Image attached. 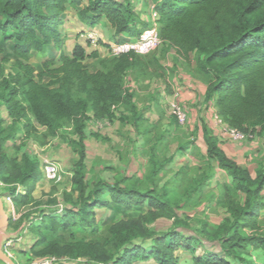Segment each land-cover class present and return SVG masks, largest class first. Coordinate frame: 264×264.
<instances>
[{
    "label": "trees",
    "instance_id": "1",
    "mask_svg": "<svg viewBox=\"0 0 264 264\" xmlns=\"http://www.w3.org/2000/svg\"><path fill=\"white\" fill-rule=\"evenodd\" d=\"M134 2L0 0V52L9 47L5 61L14 60V69L0 78V107L12 120L8 129L0 117V184L4 186L0 196L11 198L19 213L36 201L43 179L41 162L28 153L21 158L8 154L9 143L14 147L20 143L19 132L38 136L35 123L45 130L46 139L71 125L75 138L70 144L77 155L72 188L63 193L61 210H42L37 216L27 212L17 223L11 219L10 227L18 228L27 218V230L34 236L22 254L85 264H181L178 252L186 251L193 255V264H253L252 252L264 254V161L253 175L226 156L205 125L206 158L231 180L221 185L216 199L227 217L212 229L204 221L191 231L190 218L179 215L183 207L197 204L199 187L185 192L180 204L170 198L168 186L157 188V178L172 159L158 162L155 148L149 159L151 187L129 184V178L115 183L87 181V122L114 120L117 110L124 108L130 116L120 120L141 135L145 117L135 102L136 88L128 87L127 78L154 64H146L145 56L134 53L88 54L78 43L69 54L62 27L74 11L78 21L92 29L107 22L118 43H124L138 39L153 25L154 9L165 51L194 57L196 72L207 86L205 104L213 103L215 114L228 126L264 138V0H140V11ZM147 14L149 19H143ZM33 55L47 58L40 69L29 63ZM91 57L98 59L102 69L86 68L84 62ZM190 144L179 150H188ZM109 212L115 215L105 225ZM98 213H104L102 218ZM159 220L173 221V226L157 231L153 225ZM210 243H217L219 250Z\"/></svg>",
    "mask_w": 264,
    "mask_h": 264
},
{
    "label": "rangeland",
    "instance_id": "2",
    "mask_svg": "<svg viewBox=\"0 0 264 264\" xmlns=\"http://www.w3.org/2000/svg\"><path fill=\"white\" fill-rule=\"evenodd\" d=\"M134 4L137 10L138 8L139 11L143 10L140 0H135ZM145 18L149 19L148 14L145 15ZM84 28L78 21L75 12L70 11L67 14L65 25L62 27V32L68 36L66 51L70 54L75 44L78 43L85 47L88 54L97 51L101 57H109L108 43L112 45L118 43L119 40L118 37L113 35V31L107 29L104 22L95 26L94 29H98L102 39L98 44L93 45L85 37H82ZM165 49L161 45L155 52L145 56L144 62L154 65H150L148 70H135L127 78L135 81V102L145 117L141 126V135L134 131L131 124H123L120 120L122 116H130L124 108L117 110V118L114 120L99 121L90 119L87 122V181L105 180L115 183L123 178H129V184L139 183L142 188L151 187L152 184L148 178L151 171L149 159L155 148L158 162L172 159V162L166 165L156 180L158 189L162 190L165 186H168L170 198L179 204L184 200L183 194L191 188L199 187L202 191L199 198L196 195L193 197L195 200L197 198V204H188V206L179 210V214L190 215L191 218L187 224L191 231H195L202 226L204 221L209 222L210 216H213L216 220L222 216V214L209 215L206 206L211 203L217 206L216 199L221 192V185L227 179V175L218 169L216 162L207 160V145L202 130L197 131L195 128L198 126H194L191 122L187 126L179 128L169 114L164 95H170L173 92L167 81L170 76L174 75L173 71L167 66L168 61L173 58L167 54L173 50L166 52ZM7 53L10 54L11 50L9 47L4 46L3 51L0 52V78L3 74L7 75L14 69V60L5 61ZM46 59L43 56L33 55L29 63L40 69L41 64ZM84 64L91 72L102 69L96 58H88ZM150 102L153 107L149 108L147 104ZM0 117L3 120L4 127L9 129L12 120L4 106L0 107ZM35 125L39 130L38 136L26 137L24 133L19 132L17 136L21 141L17 147L9 143L8 154L10 157L21 158L24 153H28L41 162L42 170L47 165L46 162H49L57 166L59 173L57 180H47L43 174V179L35 192V203L20 213L17 207L14 206L12 199V202H9L8 198L1 197L7 221L0 220V226L3 225L0 228V249L11 258L14 264H39L46 260H38L22 254L23 251L29 250L34 236L27 230V218L18 228L10 227L11 219L17 223L21 216L27 212L37 216L42 210H61L65 204L63 193L70 192L72 188V169L74 162L77 160V155L70 144V141L75 138L71 125L58 130L56 136L50 139L43 136L45 132L43 128L36 123ZM136 142H141V144L137 145ZM189 142H193V144L189 145L188 150H179L180 146H186ZM250 170L254 175L252 166ZM199 183L200 185H198ZM3 188L4 186L0 184V193L3 192ZM74 198L76 199V194ZM215 205L214 207H216ZM98 214L102 218L104 213ZM114 215V212L106 214L107 221L105 225L112 221ZM181 217L182 219L185 218L184 216ZM172 224L173 221L159 220L153 225V229L167 231L173 226ZM213 226L211 224L210 229ZM209 245L215 251L219 250L217 243H210ZM198 253H202L201 249L198 250ZM178 257L181 264H193L191 253L180 251ZM250 260L253 264H262L264 254L252 252ZM0 264L8 263L0 258ZM52 264H85V261L64 258L57 259ZM137 264H150V262H138Z\"/></svg>",
    "mask_w": 264,
    "mask_h": 264
},
{
    "label": "crops",
    "instance_id": "3",
    "mask_svg": "<svg viewBox=\"0 0 264 264\" xmlns=\"http://www.w3.org/2000/svg\"><path fill=\"white\" fill-rule=\"evenodd\" d=\"M142 18L145 19V15H143ZM83 26L85 28L82 37H85L89 43H91L88 39V34H90V32L97 33L100 40L102 39V36L98 33V29H92L86 25ZM105 26L107 29H111L114 35V30L107 22L105 23ZM108 45L110 44L108 43ZM167 55L173 57L171 61H168L167 66L174 73V75L170 76L167 81L173 92L176 91L179 93L180 101L188 112L189 123L191 122L194 126H198L200 131L202 130V126L205 125L209 130L214 132V105L212 103L210 106H207L204 102L207 86L199 78V75L196 72L194 57L191 55L189 58H186L185 56H182V54H178L175 50ZM147 105H149V108L153 107L151 102ZM219 143L220 148L229 159L235 161L241 166H246L249 170L252 166L254 175H256L255 170L258 166L257 164L264 161L263 137L258 136L254 142L232 143L223 140ZM135 144L140 145L141 142H136ZM230 181V178L227 176V179L223 183H230ZM214 205L215 204L211 203L206 206L207 213L209 215L222 214V216L218 217L217 220L213 216H210L209 222L213 225H220V223H222L227 217V212L223 207L218 205H215L216 207H214ZM184 214L185 213H180L179 215L185 216ZM187 216L189 217L190 215Z\"/></svg>",
    "mask_w": 264,
    "mask_h": 264
},
{
    "label": "built area",
    "instance_id": "4",
    "mask_svg": "<svg viewBox=\"0 0 264 264\" xmlns=\"http://www.w3.org/2000/svg\"><path fill=\"white\" fill-rule=\"evenodd\" d=\"M158 19L157 12L152 10V22L153 25L146 29L138 39L128 40L124 43H114L109 45V52L111 57H118L127 53H134L139 56H148L155 52L161 45L162 40L159 36V32L156 26V21ZM88 39L91 44L96 45L100 41L99 36L95 32H90L88 34ZM128 87L130 89H135L136 86L134 82L129 80ZM165 101L168 104V111L172 118H174L178 125L183 128L189 123V115L185 107L180 101V96L178 92H173L172 95H164ZM214 133L217 139L220 141H228L232 143H242V142H254L258 136L253 131H241L236 128L228 126L224 123L214 112ZM47 165L44 167L43 174L47 180H57L58 179V169L53 163L46 162ZM9 202H12L11 198H8ZM48 259V260H47ZM39 264H52L56 261V258H47ZM157 264V263H153Z\"/></svg>",
    "mask_w": 264,
    "mask_h": 264
},
{
    "label": "water",
    "instance_id": "5",
    "mask_svg": "<svg viewBox=\"0 0 264 264\" xmlns=\"http://www.w3.org/2000/svg\"><path fill=\"white\" fill-rule=\"evenodd\" d=\"M3 219L5 221H7V218L5 217V208H4V204L3 201L1 199L0 196V220ZM3 225L0 226V228H2ZM0 258L7 262L8 264H14V262L11 260V258L2 250L0 249Z\"/></svg>",
    "mask_w": 264,
    "mask_h": 264
}]
</instances>
